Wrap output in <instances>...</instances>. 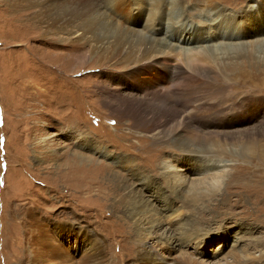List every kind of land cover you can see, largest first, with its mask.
<instances>
[{
  "label": "rangeland",
  "instance_id": "rangeland-1",
  "mask_svg": "<svg viewBox=\"0 0 264 264\" xmlns=\"http://www.w3.org/2000/svg\"><path fill=\"white\" fill-rule=\"evenodd\" d=\"M87 1L70 0L83 6ZM154 1L148 0L146 7L136 0L142 3L139 13L144 18L154 13L150 9L154 4L159 11L155 21L162 17L163 2H171ZM46 2L0 0V264H83L96 242L102 243L104 258L87 264H139L140 226L161 253L174 258L171 264H214L232 256L259 255L261 248L264 252L258 242L264 239V132L255 136L260 145L255 154H214L207 158L210 168L199 161L196 171H189L187 164L173 158L192 160L193 155L155 144L127 117L113 114L103 100L111 94L115 99L118 88H125L124 62L132 57L119 43L128 40L122 28H139L134 22L135 0H111L107 6L98 0L100 20L114 25L112 31L105 37L93 27L80 42L75 36L83 33L82 20L54 26ZM212 3L219 8L215 14L210 12ZM183 7L187 8L183 20L198 30L193 47L204 42L201 32L216 15H226L223 19L230 22L228 15H237L229 42L241 45L232 51L222 46L199 52L196 58H206L193 62L212 77L197 74L198 85L216 91L200 107L219 104L231 111L213 120L220 124L213 129H244L264 120V44L256 48L251 44L264 38V0H186ZM252 7L248 19L244 15ZM250 29L253 35H248ZM91 49L99 53L92 55ZM137 51L135 56L144 54ZM103 52H110L111 58L103 59ZM178 56L169 57V62L185 65ZM167 81L174 88L175 81ZM156 152L162 154L160 159ZM78 155L92 160H79ZM160 161L157 171L151 169ZM110 173L117 175L113 181ZM167 173L173 179L175 174L184 186L178 195L170 188L172 179L163 178ZM216 175L221 184L211 186ZM202 177L207 178V187L191 191ZM150 179L156 184L147 191ZM120 182L126 186L120 188ZM158 190L161 196L151 197ZM189 195L193 200H187ZM146 203L150 222L134 213ZM82 230L87 232L85 239Z\"/></svg>",
  "mask_w": 264,
  "mask_h": 264
},
{
  "label": "bare ground",
  "instance_id": "bare-ground-1",
  "mask_svg": "<svg viewBox=\"0 0 264 264\" xmlns=\"http://www.w3.org/2000/svg\"><path fill=\"white\" fill-rule=\"evenodd\" d=\"M43 1H48L45 3L47 9L46 11L51 18L52 24L54 26H56V23L61 25L63 21L69 23L76 19L78 21L82 20L83 33H77V35L75 36V42H80V40L82 39L84 40L87 36V33L90 32L93 27H97V29H99L98 33H104L106 34L105 37H107V32L110 33L109 30L112 31L110 28L114 26L112 24H109L108 22L107 24H102V20L100 19L103 16V12L101 13L98 10V0H91L89 2L86 0L88 2L86 6L80 4L76 5L75 3L70 2V0ZM142 1L147 7L148 0ZM105 2L107 1L105 0ZM105 2H102V4ZM108 2H111V0H108ZM108 2L103 5L107 6ZM170 2L171 3L169 5L163 2V7L161 9L162 17L161 19H157L154 21V13L157 14L159 12L157 9V11L153 9L154 4L150 8L154 13H152V15L150 14V18H144V15L139 13L142 3L139 4L135 0V10H137V12L135 14L134 22L138 24L139 28H122L127 30L128 40H130V49L127 48V45H129L128 40L125 41L123 40L124 38H122L120 39L121 42L119 43L120 45L122 44V51H130V58L132 57L131 60H128L127 54L126 59L128 60V62L123 61L124 63H126V65L125 71L123 72L124 80L122 79L121 82H126L124 84L125 88H122V90L118 88L115 99H112L113 97L111 98L112 94L111 96L107 95L109 97H105L103 99L106 106L112 109L113 114L117 115L120 119H124L125 117H127L134 128L143 133L144 137L152 140V142H154L155 144L161 146L170 145L177 149V151H181L180 153L193 155L194 159L192 160L178 157L173 158L180 163H184L185 165L187 164V166L189 167V171L192 172L196 171L195 163H198L199 161L203 162V167L210 168L211 165L209 166L208 164H210L211 161L207 160V158L213 156L214 154L218 156L231 157H243L242 155L245 151L255 154V152H257V148L260 149V145L256 142L257 137L255 138V136H257L259 132H264V120L260 121L258 124L252 127L244 129L236 128L234 130L225 132L214 130L213 128L219 127L220 124L219 122H214L213 120H220V116L231 113V111H226L225 109L220 108L221 105L219 104L214 108L200 107V104L202 103H209V99L213 98V96L216 95V91L214 89L205 90L203 88L204 85L201 82L200 83L203 85V87L198 85V81L200 79L197 78L196 75L201 74L207 76L210 75V73L207 70L200 68L199 66H194L193 64V62H195L196 60L200 61L202 58H206L205 56L201 55L196 58V55H198L199 52L208 53L211 49L214 52V49L218 50L222 46L225 47L228 51H232L236 49L235 46L241 45L239 43L233 44V42H229V37H231L230 33L234 28V25L238 24V22H236V20L234 19L237 15H228V17L231 19V22L230 20L227 21V19H223V17L226 15H216V18L214 17L212 21L210 20L211 22H209L208 26L206 27L207 29H204L201 32L202 34L200 39L204 42L199 46L197 45L193 47L192 44L197 41V36L199 34H197L198 30L193 26L192 23L190 24L188 23V21L183 20L187 16V8L183 7V4L184 2H186V0H170ZM203 5L197 7H201L204 9ZM209 7L212 8V10L210 11L211 14H215V12L219 11H217V9H219L218 6L213 5V3L212 5H209ZM253 8L254 7L250 9L249 14L244 15L246 18L252 19L249 15H252V13L254 12ZM205 9H207V7ZM221 10L222 9H220V11ZM223 13L225 14L227 13V11ZM239 16H241V14H239ZM245 17L243 19L245 20V24H247ZM99 21L100 24L96 25ZM251 24L252 22L249 24V26H251ZM74 26V29L77 30L78 27L76 25ZM117 28L121 27L117 26ZM104 31H106V33ZM247 33L248 35H253L254 31L250 29L247 31ZM215 42L219 43L214 44ZM251 44H254L253 46L255 48L261 46V44H264V38L253 40ZM194 48H196L197 52H195ZM119 50L121 49L119 48ZM137 50L141 51L142 53L144 52V54L141 56H135L138 52ZM90 53L92 55H95L99 52L91 49ZM109 54L111 53L103 52L102 58H109ZM174 55H180L182 57L181 58L180 56H178V58H181L180 62L184 63L187 66L181 63L173 64L172 62H169V57ZM120 62H122V60ZM156 70H158V72H156ZM167 73H170L171 75ZM182 75L184 76L182 77ZM172 77H174V79ZM207 77L212 78L211 76ZM167 80L175 81L174 88ZM141 92H143V94H140ZM239 106L241 109L242 105L239 104ZM245 111L247 110L244 109V112ZM246 114L247 116L249 115L248 112H246ZM260 128H262V130H260ZM254 129L256 130L252 132V130ZM159 149H162V147ZM238 149H240L241 151H238ZM159 153H161V151ZM154 155H156V157L160 156L158 157L159 159L162 157V154H157V152ZM251 156H253V154H251ZM78 158L79 160L82 159L84 161H89V163L92 160V157L89 156H79ZM159 159H157V161ZM160 163L161 161L159 163L156 162L155 169L153 166L151 167V169L157 171L158 167H160L161 165ZM191 163H194V166L190 165V167L189 164ZM170 165L173 164L171 163ZM214 165L215 163L213 164V166ZM166 167H168V165H166ZM217 167L218 166H216L214 169H216ZM78 173L79 171L76 172V174ZM108 177L113 181L114 178L117 177V175L110 173ZM215 177L216 178L214 179V183L211 186H216L215 182L221 184V179L217 178V175ZM163 178H166L167 180L172 179V185L170 186V188L175 194L178 195V192H180V186L182 187L183 185L177 183L176 175L174 174L175 179H173L171 175L167 173L163 175ZM206 179L207 178L203 177L201 180L198 179L199 182L194 183V185L192 186L194 187V190L191 191H197L200 185H208ZM154 183L156 184V182L152 181L151 179L148 180V186L144 187L145 190L147 189L148 191V187H150L151 184L154 185ZM123 184L124 183L120 182L118 185L121 188ZM124 185L126 186V183ZM217 189H220V187H218ZM160 194V190L154 191L151 193V197H153L154 199L159 198L161 196ZM141 196L145 197V193H143ZM186 198L187 200H193V197L191 195L186 196ZM142 200L145 199H141V202L145 203V201ZM128 206H130V204ZM134 213L137 218L140 217L145 221L148 220L150 222L149 216L147 214L150 213V210L147 203L144 205V207H138L136 210H134ZM156 225L159 226L158 224ZM140 231L141 232H139L138 236L139 242L138 244H136L137 259L139 264H168L174 259L161 253L155 242H153L152 238L149 237V232L147 233L146 231H144L143 226H140ZM80 232H83V239L88 237L86 231L82 230ZM185 234H187V231ZM188 236L192 240V234L188 233ZM258 242L260 243L259 246L264 247V239H259ZM91 248V255L87 256L88 259L84 258V262L82 261L83 264L89 263L91 259H97L98 261L104 258V253L106 252H104V250L102 249L103 246L101 242H96ZM261 250L262 248L260 249L261 253L259 255L245 256L242 254L238 257L232 256L229 260L226 259L223 262H216L214 264H260L261 262V264H264V252ZM65 257L63 259H66ZM194 263L205 264L198 261H195Z\"/></svg>",
  "mask_w": 264,
  "mask_h": 264
}]
</instances>
